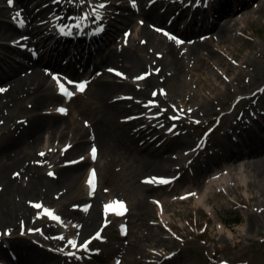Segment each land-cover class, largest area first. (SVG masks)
<instances>
[{
	"label": "rangeland",
	"instance_id": "obj_1",
	"mask_svg": "<svg viewBox=\"0 0 264 264\" xmlns=\"http://www.w3.org/2000/svg\"><path fill=\"white\" fill-rule=\"evenodd\" d=\"M36 1L41 2V0ZM59 1L52 0V3ZM106 1L94 0L91 4L105 5ZM177 1H183L184 7L185 0ZM213 1L210 0V3ZM256 1L255 7H257V10L250 14L249 21L242 25L244 29L241 30L242 27H239V30L233 34L228 33L229 42L222 43L218 37L211 39L208 53L202 56L206 59L210 57L209 61L217 65L224 63L225 69L230 67L231 59L237 52L241 54L238 59L239 65L243 64L249 57H254L256 60L255 66L247 69L240 66L236 70L237 73L241 74L242 82L229 83L224 81L222 84L223 87L226 84V87L232 91H241L247 94L250 99L230 95L225 99V102L230 101L229 106L217 105L213 109L204 112L202 116L193 117L194 122L199 123L198 126L187 125L188 123H186L182 132L189 137L190 141L185 147L180 148L177 153L173 154L174 157H180L183 160L180 162L176 160L175 166V169L182 170L183 173L165 175L156 171L149 161L147 153L142 152V149L138 146L139 140L135 139L130 127L118 124L112 127L113 135L109 140L108 147L101 148L95 145L97 149L95 158L90 159V151L88 150H90L92 144L88 142L86 144V146L88 145L87 150L79 159H73L58 165L43 163L40 172L47 184L50 179L47 176L50 173V176H52L54 169L58 166L68 164L71 161L78 162L87 159L82 166L81 179L69 188L66 186L64 189L58 186L49 191L48 187L37 186L29 171L14 174V180L9 190L7 192L5 190L0 196V212L15 213L20 210L22 205L28 204L37 211V218L32 223L33 227L39 228L43 224H49V221H54L50 223L54 225L52 228L53 233L62 232L66 237L67 247L65 248L58 244L51 245L48 242L35 240L38 242V247L49 249L39 264H264V180L257 177L251 168L248 172L232 173L233 171L229 170L227 172L226 168L223 167L217 173L218 175L212 173L206 179L205 177L201 179L202 183L199 182L200 184L195 185L198 181L196 180L198 171L206 166L205 163L215 164L225 160L224 166L230 165L227 164V158L233 150L230 147L231 139L233 141L240 140L238 134L226 140V133L231 130L230 126L238 127L237 132H247L250 129L249 133L253 135V128L257 124L247 127L239 119L241 120L246 110H251L255 114L254 110L257 109L261 114L264 113V110H262L264 109L262 107L264 105V0ZM150 2L151 0H134V2L133 0H120L118 4L123 6L112 9L111 19L107 21L111 25V31L105 35L104 41L116 40L117 43L133 45V40L137 38L135 31L138 29V21H143V14L145 9L149 7ZM81 3L83 4L84 15L87 17L90 8H93L88 7L86 0L85 2L81 0ZM157 8L160 13L166 11L164 4ZM135 11L142 13L139 16L137 14L133 15ZM216 15L213 14L211 17ZM175 17L174 13L171 14L168 23L175 22ZM236 18L239 19L241 16L236 15ZM189 20L191 18L187 16L181 21V25L186 27ZM194 20L200 21L198 17ZM119 29L121 31L118 32ZM125 29L130 31L128 37L123 32ZM216 29L217 27L208 29L209 31L205 29L199 36L204 37L206 40L207 37L216 33ZM162 32L177 39L176 35L160 28L159 35ZM20 47L27 48L26 45ZM134 48L137 47L134 46ZM154 48L155 46L150 42H145L139 47L138 54L145 64L151 59L150 50H154ZM217 49L227 55L229 60L224 61L223 55L216 52ZM100 53H96V55ZM105 55L106 52L105 54L103 52L97 57L101 58ZM17 60L21 63L25 62L21 57H18ZM72 62H75V60H72ZM205 63L202 64L204 68L208 66L209 74L212 77L216 76V73L209 67V63ZM65 65L68 67L67 64ZM70 66H72V70L67 69L63 74L59 72L57 78L59 79V76L62 75V77L67 76L68 79H72L70 72L81 70L80 64L76 63ZM90 73L91 71L88 74ZM189 75V73L185 74L183 79L186 80ZM177 76L168 79L159 86H156L160 83L157 82L159 78L151 76L149 77L152 79L150 88L153 89L154 87L161 93L173 95V101L179 100L181 102L186 98L194 100L188 92L189 87L187 85L182 82H175ZM253 76L255 78L252 81ZM136 79V77L129 78L133 83ZM54 83L56 84L55 89L43 94L44 103L39 108L36 107L35 101L30 98H25L18 106L13 107L10 114L1 122V130L6 134H10L12 128L17 124L29 123L41 114L61 109L64 104V99L61 98L62 91L57 82L53 81L52 84ZM254 83L257 84L253 85ZM166 85L169 92H165ZM191 88L201 98H205L197 78H194ZM124 93V89H121L115 96L125 98ZM253 95L255 97L251 98ZM134 98L143 99L147 103L149 101L154 102L156 99L152 94L148 98H142L140 95L134 96ZM86 102H92V105ZM193 102L195 103V100ZM159 103L160 105L163 103L162 108L146 115L151 116L154 114L166 118L164 113L169 115V112L162 111L166 105L163 101ZM68 108L71 113L64 115V120L67 123H73L79 115H82L84 120L87 119L93 122L105 114V107L95 98L94 91H88L82 101L75 100L71 102L70 100ZM172 111H176V109L174 108ZM136 112L138 115L127 114L129 116L121 117L120 120H132L143 114L139 111ZM259 122H264L263 116L259 119ZM75 126L77 128L78 126L82 127V124L76 123ZM85 126L87 127L86 123ZM142 126H145V123ZM168 128L162 129L163 133L168 132ZM260 131V129L256 130V132ZM43 132L44 137L39 145V150H42L43 155L45 153L47 155L48 153L45 151L49 150L50 147L54 148V153L50 155L52 163H54L60 155V153L55 154V152L58 149L66 150L70 147L69 137L73 135V132L66 131L68 132V139L64 141H60L58 138L51 142L49 141L51 131L43 129ZM125 133L133 138L135 144L121 139V136ZM244 138L247 139L249 136ZM3 139H0V168L7 163L8 158L16 149L6 145L5 142L2 144ZM205 142L207 143V149L203 152L206 155L201 159L204 160V164L203 161L201 162L198 159L186 160L182 158L183 155L194 152L199 146L202 147ZM240 159H243V157ZM247 159H250V157H247ZM190 162L195 165L190 172L184 175V168ZM258 168H260V165ZM88 170H93L95 173L94 184L91 189L92 197L89 200L86 199L89 188L87 183ZM153 178H156V180L153 181ZM161 179L169 182L174 181L165 186L155 184ZM188 181L194 182L193 184L186 183ZM250 181L254 183L247 186ZM47 193L49 194L48 198H46ZM252 198L256 199L252 201ZM94 200L99 206H97L98 209L106 212V216L98 222V227H95L96 231L94 233L79 240V232L84 226L85 217ZM116 202H123L126 206L125 213L119 217L112 216L113 205ZM109 204L112 205L110 210L108 209ZM33 205H41V207L36 208ZM65 206L74 207V211L79 213L77 214L78 217H75L74 211L71 213L68 211L66 216L63 213L59 214L58 212H61L60 210ZM45 210L55 213L59 219L52 220L45 214ZM237 215L240 216L241 222L238 224L230 223L233 219L239 217ZM250 225L254 226L253 230H250ZM69 228H74L76 231L70 232L68 231ZM26 230L25 225L21 224L16 228V231L19 232L14 236H24ZM29 238H32V236H29ZM69 241L74 242L76 246H68ZM90 241H93L91 247H89ZM85 242H87L86 248L84 247ZM4 244L6 248L10 249V240H5ZM70 252L75 254L68 259L66 256ZM13 255L18 264H32L29 263L25 255L20 256L18 253ZM10 257L11 254H7L0 260L7 262L10 261Z\"/></svg>",
	"mask_w": 264,
	"mask_h": 264
},
{
	"label": "bare ground",
	"instance_id": "obj_2",
	"mask_svg": "<svg viewBox=\"0 0 264 264\" xmlns=\"http://www.w3.org/2000/svg\"><path fill=\"white\" fill-rule=\"evenodd\" d=\"M92 1L94 0H86L88 7H90L91 4L89 3H92ZM119 1L107 0L104 8L95 5L93 9L90 8L92 14L85 17L81 0H60L56 3H52V0H42L41 3H37L36 0H12L13 4L11 6L8 5L9 0H0V89L3 90L0 91V125L3 119L10 114L11 109L18 106L25 98L34 100L36 107L39 108L44 103L43 94L53 91L56 87L55 83L52 84L55 81L52 77H58L59 72L63 74L67 69L72 70L70 65L76 63L81 65L80 71L70 72L72 79H68L67 76H59L60 83L64 85L68 92L72 93L71 97L64 95V93L61 94V98L64 99L61 109H64V112L53 110L41 114L29 123L17 124L12 128L10 134H6L0 128V133H2L0 139L4 138L2 144L5 142L6 145L16 148L15 152L8 158L7 163L0 168V196L5 190L6 192L9 190L16 172L25 173L29 171L37 186L48 187L49 191L58 186L64 189L66 186L69 188L81 179L82 166L87 159L78 162L71 161L68 164L58 166L54 169L52 176H47L50 177L47 184L40 172L43 163L58 165L73 159H79L87 150L88 145L86 146V144L88 142L92 144L88 151H90V159H93V147L95 149V145L101 148L108 147L109 140L113 135L112 127L118 124L130 127L135 139L139 140L138 146L142 149V152L147 153V157L156 171L165 175L181 174L183 173L182 170L175 169V166L176 160L179 162L183 160L180 157H174L173 154L177 153L180 148L185 147L190 141L189 137L182 132L186 123H188L187 125L198 126L199 123L194 122L193 117H200L204 112L213 109L217 105L229 106L230 101L225 102V99L230 95L248 97L247 94L241 91H232L226 87V84H224L225 87L222 84L224 81L229 83L242 82V76L236 70L240 66L244 69L255 66L256 60L254 57H249L243 64L239 65L238 59L241 54L237 52L231 59L230 67L225 69L224 63L217 65L209 61L210 57L206 59L202 56L208 53L211 39L218 37L222 43L229 42L228 33L233 34L239 30V27H242L241 30L244 29L242 25L247 23L250 14L257 10V7H255L256 0L243 2L239 9L234 7V0H219L220 12L213 17L204 16L203 12L198 9L191 10L187 6L183 7V1L151 0L149 7L145 9L143 14V21H138V29L135 31L137 38L133 40V45L117 43L116 40H106L101 43V49L97 52V54L101 52L99 55L91 54L83 58L75 56L72 59L75 62L70 60L67 64L68 67L62 61H59L68 56L66 48L60 49V41L66 36L70 37V35V38H72V35L74 38L77 34L79 39H83V42H85L86 33L94 27L95 22L111 19L112 9L123 6L118 4ZM163 4L166 11L160 13L157 11V7ZM18 12L20 17L16 16ZM142 12L135 11L133 15L137 14L139 16ZM173 13L176 15V20L169 24L170 15ZM236 15L241 16V18L237 19ZM187 16L191 19L198 17L200 21L194 20L184 27L181 25V21ZM21 20L23 23L20 22ZM89 22H91L88 25L89 28L84 29L83 27ZM75 24L76 28L73 33L70 30L72 29L71 26ZM62 26V29H57ZM214 27H217L214 35L207 37L206 40L204 37H200L203 30L209 31ZM160 28L176 35L177 39L163 32L159 35ZM63 29L65 30L63 31ZM117 31L119 32L121 29ZM62 32L66 33L60 35ZM123 32L126 33L127 37L130 34L128 29ZM145 42H150L155 46L154 50H150L151 59L148 60L147 64L138 54L139 47ZM21 45H26L27 48H22ZM134 46L137 48H134ZM103 52L104 54L106 52L105 56L97 57ZM216 52L220 51L217 49ZM220 53L223 55L224 61L229 60L227 55ZM48 54L50 55L48 56ZM55 56H57L56 60L54 59ZM18 57L23 58L25 62H18ZM204 62H206L205 64L209 63V67L216 73V76L212 77L209 74L208 66L204 68L202 64ZM110 69L112 71H109ZM145 69L147 70L145 71ZM90 71L91 73L88 74ZM187 73L190 75L184 80L183 77ZM176 75L178 76L175 82H182L189 87L188 92L192 95L195 103L194 100L189 98L181 102L179 100L173 101V95L161 93L154 87L153 89L150 88L152 79L149 77H158L157 82L160 83L156 86H159ZM135 77L144 78L136 79L135 83L129 80V78ZM194 78H197L205 98H201L191 88ZM254 78L253 76L252 81ZM81 83L85 84L82 92L75 87V85ZM255 84L257 83L253 85ZM250 85L252 84L250 83ZM121 89L125 91V98L115 96ZM88 91H94L95 98L105 107V114L93 122L87 119L84 120V117L79 115L73 123H67L64 120V115L71 113L68 102L70 100L71 102L84 100ZM167 91L169 92V88L166 85L165 92ZM151 94L156 98L154 102L149 101L147 103L143 99L134 98V96L139 95L142 98H148ZM253 97L255 95L251 96V98ZM161 101L166 105L162 111L169 112V115L164 113L166 118L154 114L147 116L146 114L162 108L163 103L161 105L159 103ZM86 103L92 105V102ZM262 107L264 108V105ZM174 108L176 111H172ZM136 111L143 114L132 120H120L121 117H126L127 114L138 115ZM254 111L255 114L251 110H246L239 121L247 127L257 124L255 127L262 131L264 128L258 126V118L262 114L257 109ZM76 123L82 124V127L78 126L77 128ZM144 123L145 126H142ZM167 127H169L168 132L163 133V130ZM230 128L231 130L226 133V140L227 138L231 139L235 134L243 137L250 130L237 132L238 127H234V125ZM246 128L245 130H247ZM43 129L51 131L50 142L58 138L60 141H64L68 139V132L66 131L73 132V135L69 137L70 147L66 150L58 149L55 154L60 153V155L54 163L50 158V155L54 153V148L50 147L49 150H46L47 155L46 153L41 155L42 150H39V145L44 137ZM170 134L174 135L168 136ZM121 139L135 144L133 138L126 133L121 136ZM206 149L207 143L205 142L202 147L199 146L194 152L187 153L182 158L186 160L198 159L201 162L203 161L204 164V160L201 159L206 155L203 152ZM241 157L243 159H240ZM247 157H250V159H247ZM224 161L221 160L215 164L205 163L206 166L198 171L196 179L198 181L195 185L202 183L201 179L204 177L206 179L212 173L218 175L217 173L223 167L226 168L227 172L229 170L233 171L232 173L248 172L251 168L257 177L264 180V131L262 134L254 133L247 141L243 139L239 145H233L231 155L227 158V164L230 165L224 166ZM194 165L193 162L186 164L184 175L190 172ZM259 165L260 168H258ZM91 173H93V170H88V177ZM193 182L188 181L186 183L193 184ZM253 183L250 181L247 186H251ZM91 189L92 187L88 188L87 200L92 197ZM48 196L47 193L46 198ZM255 199L252 198V201ZM97 206L98 204L94 200L85 217L84 226L79 232V240L94 233L98 227V222L106 216V212L98 209L99 206ZM113 206L112 216L117 217V203ZM111 207L112 205L109 204L108 209L110 210ZM73 208L72 206H65L58 213H63L66 216L68 211L69 213L74 211ZM53 214L57 217L55 213ZM74 214L75 217H78L77 214L79 213L74 211ZM36 218V209L28 204L22 205L20 210L15 213L0 212V258H4L7 254L18 253L20 256L25 255L29 263L39 264L49 249L38 247L36 241L48 242L51 245L58 244L62 248L67 247L65 235L62 232L53 233L52 228L54 225L50 223L54 221H49V224H43L36 228L32 226ZM21 224H24L27 229L26 235L14 236L19 232L16 231V228ZM249 228L253 230L254 226L250 225ZM68 231L75 232L76 229L69 228ZM29 236H32V238H29ZM5 240H10V249L4 246ZM71 245L68 246L71 247ZM68 255L72 257L73 253L71 252Z\"/></svg>",
	"mask_w": 264,
	"mask_h": 264
},
{
	"label": "snow or ice",
	"instance_id": "obj_3",
	"mask_svg": "<svg viewBox=\"0 0 264 264\" xmlns=\"http://www.w3.org/2000/svg\"><path fill=\"white\" fill-rule=\"evenodd\" d=\"M133 2H134V0H133ZM11 5H12V0H9V6H11ZM98 7H99V8H104L105 5H104V4H99ZM16 16H17V17H20V13L18 12V13L16 14ZM14 19H15V18H14ZM20 22L23 23L22 20H21ZM166 35H167V34H166ZM109 71H112V70L110 69ZM117 75H120V74L117 73ZM52 78H53V80H55V81L57 82L58 86L60 87V89H61V91L64 93V95H66V96H68V97H71L72 93H71V92H68V91L64 88V85L60 83L59 79H58L56 76H53ZM143 78H144V77H138L137 79H143ZM70 83H71V82H70ZM75 87H76V89H77L78 91H81V92H82V91L84 90V88H85V84H83V83H81V84H77V85H75ZM0 91H3V90L0 89ZM59 111H60V112H64L65 110H64V109H59ZM41 155H43V153H41ZM95 155H96V149L93 148V149H92V156H93V158H95ZM50 175H51V173H50ZM94 177H95V173L93 172V173L90 174V176H89V178H88L87 183L89 184V187H90V188L93 186ZM155 180H156V178H153V181H155ZM157 182H159V183H168L169 181L161 179V180H159V181H157ZM116 203L119 204V202H116ZM33 206L36 207V208H40V207H41V205H33ZM119 207H120V209H123V205H122V204H119ZM45 214L48 215V216H49L50 218H52V219H55V220H58V219H59L58 217H56V216H55L53 213H51L50 211L45 210ZM117 214H120V213H117ZM61 239H63V238L61 237ZM69 243L72 244L73 247L76 246L75 243L72 242V241H69ZM84 247H85V248L87 247V242H85Z\"/></svg>",
	"mask_w": 264,
	"mask_h": 264
},
{
	"label": "trees",
	"instance_id": "obj_4",
	"mask_svg": "<svg viewBox=\"0 0 264 264\" xmlns=\"http://www.w3.org/2000/svg\"><path fill=\"white\" fill-rule=\"evenodd\" d=\"M239 216V215H237ZM241 222V219H240V216L239 217H236L235 219H233V221H231L230 223H235V224H238Z\"/></svg>",
	"mask_w": 264,
	"mask_h": 264
}]
</instances>
